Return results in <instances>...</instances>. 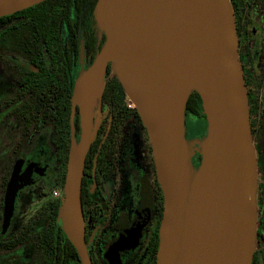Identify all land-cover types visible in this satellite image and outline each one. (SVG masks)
Returning <instances> with one entry per match:
<instances>
[{
	"label": "flooded vegetation",
	"instance_id": "af4514ba",
	"mask_svg": "<svg viewBox=\"0 0 264 264\" xmlns=\"http://www.w3.org/2000/svg\"><path fill=\"white\" fill-rule=\"evenodd\" d=\"M230 2L257 158L252 264H264V0ZM81 70L79 49L68 57L23 56L16 48L0 56V264H83L65 231L59 192L65 184V144L69 156L72 97ZM100 103L102 114L93 110L95 136L81 192L90 263L157 264L164 197L147 129L136 119L108 117L103 93ZM73 122L80 141L79 106ZM137 129L145 134L139 149Z\"/></svg>",
	"mask_w": 264,
	"mask_h": 264
},
{
	"label": "water",
	"instance_id": "95a60500",
	"mask_svg": "<svg viewBox=\"0 0 264 264\" xmlns=\"http://www.w3.org/2000/svg\"><path fill=\"white\" fill-rule=\"evenodd\" d=\"M44 0H0V17L21 11ZM162 47V75L150 64H137L136 86L126 79L128 67L116 24L107 16L104 0L102 24L107 50L78 76L72 97V142L70 146L61 217L65 231L78 248L83 264H91L84 237L82 184L86 158L94 138V126H86L87 139L79 150L74 135L78 83L100 77L109 64L119 60L117 75L147 129L153 149L158 180L164 197L157 264H252L256 248L257 158L252 141L250 110L238 38L230 0H145ZM104 43V44H105ZM104 46V45H103ZM103 48V47H102ZM102 51V49H101ZM100 51V52H101ZM185 68L193 79L179 115V133L174 158H168L169 115L174 107L172 75ZM201 97L207 119V134L198 169L203 173L200 209L190 221L186 215L183 158L193 166L185 128V109L190 93ZM102 97V95H101ZM81 111L82 128L84 115ZM77 160L70 190V161ZM197 169L196 167H194ZM149 207L148 190L144 194ZM9 200L8 209L12 208ZM80 216V221L75 214Z\"/></svg>",
	"mask_w": 264,
	"mask_h": 264
},
{
	"label": "trees",
	"instance_id": "16d2710c",
	"mask_svg": "<svg viewBox=\"0 0 264 264\" xmlns=\"http://www.w3.org/2000/svg\"><path fill=\"white\" fill-rule=\"evenodd\" d=\"M97 3L98 0H44L0 17V56H9L10 50L16 48L23 56L68 57L79 49L81 68L89 67L100 53L106 38L96 17ZM42 50L48 53H40ZM103 99L104 106L108 108V117L118 122L136 119L142 123L136 107L131 106L117 73L112 71L111 64L104 74ZM186 116L194 121L204 120L207 127L202 100L195 90L189 95L185 118ZM65 130L69 132L68 124L65 125ZM68 149L69 143L65 144L66 173ZM200 162L199 154L194 163L198 166Z\"/></svg>",
	"mask_w": 264,
	"mask_h": 264
},
{
	"label": "bare ground",
	"instance_id": "6f19581e",
	"mask_svg": "<svg viewBox=\"0 0 264 264\" xmlns=\"http://www.w3.org/2000/svg\"><path fill=\"white\" fill-rule=\"evenodd\" d=\"M104 0H100L98 6V16L102 24V11ZM107 16L117 27L120 42L126 53L128 67L126 69V79L130 87L136 86L137 64L144 62L150 64L153 72L157 76L162 75V47L158 39V32L148 5L145 0H109L107 5ZM107 50V45L98 55L97 63L100 62ZM172 85L175 90L174 107L169 115V144L168 158L172 160L175 154V148L179 133V115L183 104L193 88V79L185 68H176L172 75ZM102 95V83L100 77L88 78L78 83V104L83 115L84 124L82 128L81 139L79 141V150L85 145L87 135L86 126L92 121L93 109L97 99ZM184 192L186 202V215L192 221L200 209L203 195V173L202 169H195L188 160L183 158ZM77 160L72 156L70 161V175L66 185L70 190L75 177V168ZM80 221V216L75 214Z\"/></svg>",
	"mask_w": 264,
	"mask_h": 264
},
{
	"label": "rangeland",
	"instance_id": "374dc122",
	"mask_svg": "<svg viewBox=\"0 0 264 264\" xmlns=\"http://www.w3.org/2000/svg\"><path fill=\"white\" fill-rule=\"evenodd\" d=\"M100 28H101V26H100ZM104 33H105V31H104ZM105 37H106V34H105ZM105 40H106V38H105ZM104 46H105V44H104ZM104 46H103V48H104ZM103 48H102V51H103ZM111 66H112L113 72H115V73L119 72V70H120L119 60H116L115 62L111 63ZM129 100H130V104H132L131 106L136 107V104L134 103V101L132 100V98L130 96H129ZM100 102H101V97L97 99L96 105L94 107V108H97L96 112H98L99 115L102 114ZM185 128H187V130H188V136H186V138L189 142L188 146H189L190 155L192 156L191 157L192 164L194 167H196L198 169L199 165L197 166L194 163V159H195V157H197V155L202 154V151L204 148L205 137L207 134V129H206L207 127L205 125L204 120L203 121H201V120L194 121V120L189 119L187 122H185ZM144 135L145 134L142 132L141 129H137L136 135H135V140H136V146L138 147V149L141 146V141H142V138L144 137ZM94 136H95V133H94ZM59 192H60V196H62L61 199H63L64 189L59 191Z\"/></svg>",
	"mask_w": 264,
	"mask_h": 264
},
{
	"label": "built area",
	"instance_id": "2783aa9c",
	"mask_svg": "<svg viewBox=\"0 0 264 264\" xmlns=\"http://www.w3.org/2000/svg\"><path fill=\"white\" fill-rule=\"evenodd\" d=\"M132 105V104H131Z\"/></svg>",
	"mask_w": 264,
	"mask_h": 264
}]
</instances>
